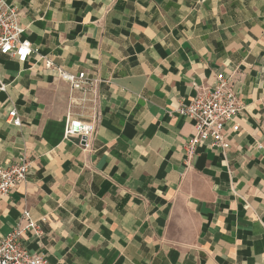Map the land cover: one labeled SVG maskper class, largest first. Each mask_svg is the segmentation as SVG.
I'll use <instances>...</instances> for the list:
<instances>
[{
    "label": "crops",
    "instance_id": "crops-1",
    "mask_svg": "<svg viewBox=\"0 0 264 264\" xmlns=\"http://www.w3.org/2000/svg\"><path fill=\"white\" fill-rule=\"evenodd\" d=\"M4 1L37 51L0 56V165L30 162L0 197V238L26 210L42 234L21 243L50 264H264V0ZM43 59L96 82L90 150L63 138L90 101ZM219 72L239 129L187 162L174 110Z\"/></svg>",
    "mask_w": 264,
    "mask_h": 264
},
{
    "label": "built area",
    "instance_id": "built-area-1",
    "mask_svg": "<svg viewBox=\"0 0 264 264\" xmlns=\"http://www.w3.org/2000/svg\"><path fill=\"white\" fill-rule=\"evenodd\" d=\"M18 17L15 7L0 0V56L24 63L37 50L27 38H22L24 28L19 24ZM43 63L46 69L54 71L69 85L70 92L81 93V97L72 101L74 104L90 101V113L86 117H71L68 114L63 130V138L77 137L81 149L90 150L99 119L96 82L90 80L83 72L69 73L59 66H54L48 59H43ZM6 86L0 77V91H5ZM194 86L198 88L194 97L187 102H180L174 110L178 116L190 119L193 125V135L182 145L187 162L196 154L197 147L202 145L227 150L226 128L229 125L231 132L239 129L235 119L243 109V102L230 86V76L219 72L208 86ZM6 121L16 126L22 125V119L15 108L7 113ZM29 166L28 156L23 153L11 163L0 165V197L7 196L15 187L25 182ZM28 231H32L36 237L42 234L38 222L29 216L28 211L23 210L19 221L7 235L0 238V264H50L45 255L31 252L22 245L21 239Z\"/></svg>",
    "mask_w": 264,
    "mask_h": 264
}]
</instances>
